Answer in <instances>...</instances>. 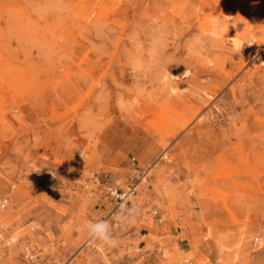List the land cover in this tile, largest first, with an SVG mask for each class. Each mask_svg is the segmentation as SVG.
<instances>
[{"label":"rangeland","instance_id":"374dc122","mask_svg":"<svg viewBox=\"0 0 264 264\" xmlns=\"http://www.w3.org/2000/svg\"><path fill=\"white\" fill-rule=\"evenodd\" d=\"M0 264H264V0H0Z\"/></svg>","mask_w":264,"mask_h":264},{"label":"clouds","instance_id":"9594fccd","mask_svg":"<svg viewBox=\"0 0 264 264\" xmlns=\"http://www.w3.org/2000/svg\"><path fill=\"white\" fill-rule=\"evenodd\" d=\"M83 227L89 232V234L95 239L99 240L103 244H114L115 241L110 236V228L104 221L93 222L86 220Z\"/></svg>","mask_w":264,"mask_h":264},{"label":"built area","instance_id":"2783aa9c","mask_svg":"<svg viewBox=\"0 0 264 264\" xmlns=\"http://www.w3.org/2000/svg\"><path fill=\"white\" fill-rule=\"evenodd\" d=\"M113 194H115L118 197H121L122 199H128L131 195L135 194L134 189H131L129 191H124L122 193H118V191H115Z\"/></svg>","mask_w":264,"mask_h":264},{"label":"bare ground","instance_id":"6f19581e","mask_svg":"<svg viewBox=\"0 0 264 264\" xmlns=\"http://www.w3.org/2000/svg\"><path fill=\"white\" fill-rule=\"evenodd\" d=\"M95 244V243H94Z\"/></svg>","mask_w":264,"mask_h":264}]
</instances>
